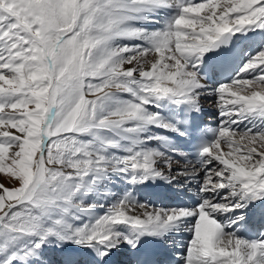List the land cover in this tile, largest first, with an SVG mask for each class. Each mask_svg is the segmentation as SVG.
Here are the masks:
<instances>
[{
  "label": "snow or ice",
  "instance_id": "snow-or-ice-1",
  "mask_svg": "<svg viewBox=\"0 0 264 264\" xmlns=\"http://www.w3.org/2000/svg\"><path fill=\"white\" fill-rule=\"evenodd\" d=\"M0 173V264H264V0H0Z\"/></svg>",
  "mask_w": 264,
  "mask_h": 264
},
{
  "label": "bare ground",
  "instance_id": "bare-ground-1",
  "mask_svg": "<svg viewBox=\"0 0 264 264\" xmlns=\"http://www.w3.org/2000/svg\"><path fill=\"white\" fill-rule=\"evenodd\" d=\"M206 100L215 102L214 97H209ZM213 111L214 109L212 107L210 108V105L203 106L202 114H204V117H206V121L209 126L215 127L217 126L220 117L218 115H215ZM173 167L174 169L178 167H184V162H179L178 165L174 164ZM176 180L179 181V184L173 183L172 185H166L162 183L159 186H153L150 189L144 190L142 195L147 197L151 203L155 204L156 207H180L179 200H185L187 203H189L190 195L196 197L198 185L186 182L183 176H176ZM119 187L121 188L123 186L121 185ZM185 191H190V193H185ZM138 195L140 194L138 193ZM183 197L184 199H182ZM176 239H182L186 242L188 239V233H184L182 234V236L176 237Z\"/></svg>",
  "mask_w": 264,
  "mask_h": 264
},
{
  "label": "rangeland",
  "instance_id": "rangeland-1",
  "mask_svg": "<svg viewBox=\"0 0 264 264\" xmlns=\"http://www.w3.org/2000/svg\"><path fill=\"white\" fill-rule=\"evenodd\" d=\"M202 104H203V106L210 105V108L212 107L214 109L213 113L215 115H218V113H217L218 109L216 108L217 106H216L215 102L207 101L205 99V100L202 101ZM218 123H219V121H218ZM0 183L5 184V186H7V187L18 186L17 181L14 178H12L10 175H5V174H2V173H0ZM119 188L120 187L118 186L117 190H119ZM166 208H168V207H166Z\"/></svg>",
  "mask_w": 264,
  "mask_h": 264
}]
</instances>
